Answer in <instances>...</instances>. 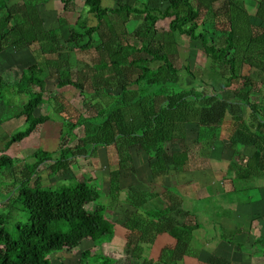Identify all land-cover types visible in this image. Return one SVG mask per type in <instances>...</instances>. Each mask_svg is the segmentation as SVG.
Here are the masks:
<instances>
[{"label":"trees","instance_id":"16d2710c","mask_svg":"<svg viewBox=\"0 0 264 264\" xmlns=\"http://www.w3.org/2000/svg\"><path fill=\"white\" fill-rule=\"evenodd\" d=\"M10 1L0 0V53L34 46L37 66L25 70L13 85L0 78V99L4 88L30 96L16 115L27 127L9 137L7 149L48 121L60 122L62 130L59 150L36 153L31 164L20 166L4 150L0 153V169L21 174L19 196L28 213V222L17 226L16 238L0 219V264H53V253L71 252L89 240L93 247L82 252L81 263L98 250L99 263L117 264L103 248L115 233L111 216L122 200V176L134 168L132 150L149 156L154 176L187 172L189 150H174L173 145L186 140L188 125L199 127L197 140L206 153L227 135L230 150L241 156L230 163L222 184L231 183L238 191L245 188L237 182H252L250 189H259L257 182L264 180V80L255 75H264V27L254 25L246 0H113V7L102 0H83L65 41L68 52L88 57L78 59L77 66L60 57L64 19L57 29L48 30L39 14V5L51 0ZM58 1L64 11L79 10L77 0ZM256 2L255 16L264 22V0ZM164 20H170L168 29L158 26ZM131 21H138L132 33ZM182 38L204 53L208 67L195 74L181 62ZM68 88L79 92L75 99L64 95ZM45 104L54 118L36 115ZM242 106L248 109L246 116ZM111 146L118 168L110 172L108 202L101 201L103 193L91 178L59 189L44 187L39 176L43 165L50 176L56 175L68 171L72 160L97 157L101 147ZM179 197L169 191L127 192L124 202L135 209L123 225L130 232L127 260L186 264L191 258L199 264H228L218 257L202 262L192 244L202 224L197 213L181 207ZM156 199L163 207L154 205ZM221 231L227 243L237 234L223 226ZM162 235L173 243H166L155 259L153 249ZM255 244L263 245L264 238Z\"/></svg>","mask_w":264,"mask_h":264},{"label":"crops","instance_id":"0c3cea01","mask_svg":"<svg viewBox=\"0 0 264 264\" xmlns=\"http://www.w3.org/2000/svg\"><path fill=\"white\" fill-rule=\"evenodd\" d=\"M79 1L80 0H77V3ZM56 2L59 3L58 0H55V3ZM55 3L49 5H39V14L44 19V25L48 30L57 29L59 27V19H64L65 27H63L62 30L63 32H65L66 28L71 29V27L76 23L77 18L80 15L79 11H81L83 8V4L82 7L79 8V10L71 12L64 11L61 7L56 8ZM104 4L106 5V7H113L114 2L113 0H107V2H104L103 5ZM132 22L133 21L128 24V30L131 33L137 28L135 27L133 31L132 28L130 29V25L132 24ZM33 49L34 46L32 48L25 47L21 50H16L11 47L0 53V78L8 83V78L10 76L19 75L17 79L13 80V83L8 84L12 85L19 82L25 70L37 66V61L35 59ZM41 59L43 60L44 58L42 57ZM20 111L21 108H18L16 112L9 111V116L3 118V122L5 121L6 123L7 121L13 120L15 118L17 120L23 119L25 121V119L22 117H16V115H18ZM36 115L38 116L37 113ZM189 126L194 125H188L187 131ZM43 127H46V135L35 133L37 130L41 132ZM45 129L43 128V131ZM37 130L30 137L26 138L20 143H17V148L11 146L9 148V151H6V154L11 158L18 160V162L25 160L21 153H23L25 149L31 148L33 146V143H36L35 141L32 143V141L35 139H39V137L45 138V141L48 145V150L52 149V151L49 153H56L60 148L62 124L58 121H48L40 125ZM187 138L188 133L186 139ZM8 140L9 139H7V141ZM1 151L3 150H0V153ZM206 152L203 150L202 156L207 159L212 158L211 160L213 162V168L193 169L191 167L190 157L191 168L189 171L179 174L171 173L170 175L154 176L149 169V156L142 150H139L137 148L133 149L132 155L134 160V168L133 170L126 171L122 176L121 185L123 192L121 193V198L123 196L124 197L122 198L121 202H119L114 217L112 218L115 224V233L108 245H111L116 252H127L125 250V246L127 244L130 232L125 229L123 225L126 222V217L133 211H135V209L124 202L127 197L128 191L147 190L157 195H163L167 193V191H169L170 193L177 192L180 195L179 198L182 202L181 207L192 214L197 213L198 216H204V211L207 212L206 209L209 208H206V206H204L205 208H203V206H200V208L196 210V207H192L193 201L205 202V200L211 198L212 196L218 198L224 197L226 201H230L231 214H224L228 216H223V218L220 220V228L223 226L226 232H236L237 234H235L231 243H227L226 240H223L221 238V235L219 233H216V228L213 229V232H215V234L219 236V241L222 242L217 246L215 243L216 241H210V239H213L212 235L207 237V231H204L205 229H200L199 231H197L195 234V240L192 244L195 245L196 248L200 249V259L203 262L209 260L211 257H218L225 260L228 264H264V244H255L257 238H264V180L259 181V183L257 182V186L259 187V189H257L259 193L258 196L251 197L250 195H248V193L250 192L247 191L246 194H243L245 196L234 200V197L239 192L244 191L245 189H238V191H236L235 189H233L231 183L226 182V184H222V182L224 181L222 180L223 175H226L232 160H220L217 156H211L212 153L209 154V152H212V149H210L208 153ZM138 155L140 158L136 157ZM57 158H59V156ZM45 166H47V164ZM117 168L118 156L116 149L113 146L101 147L98 151L97 157H80L74 159L72 160V164L68 169L69 172H61L54 178H57L58 180H64L65 178L63 177H67L66 173L71 172L72 176L68 177L74 178L73 180L76 179L77 181H82L85 178H91L97 185L98 189L99 186L101 187V185H103L101 188H105L104 193L106 194V196H108L110 188V172ZM48 176L50 175L48 174ZM80 178H82V180H80ZM219 184L221 187H224V189H211L213 186L215 187ZM143 186H145L146 188H144ZM153 203L157 207H163L162 202L159 201V199L154 200ZM117 227L121 228L119 233L116 232ZM117 234L119 237H117ZM167 236L168 235H162L158 237L155 248L160 247V250L155 251L154 255H159L161 249L167 242L173 243V240L170 237V239H168ZM208 239L209 244L210 246H212V248L206 246L208 245ZM159 242H164L163 246ZM239 246L244 247V249L241 250ZM207 248H209L210 251H206ZM135 262L136 263L133 264H147L144 261L135 260ZM195 262V260L187 258L186 264H194ZM196 264H199V262H196Z\"/></svg>","mask_w":264,"mask_h":264},{"label":"rangeland","instance_id":"374dc122","mask_svg":"<svg viewBox=\"0 0 264 264\" xmlns=\"http://www.w3.org/2000/svg\"><path fill=\"white\" fill-rule=\"evenodd\" d=\"M147 1V0H142ZM24 0H11L9 2V5H14V4H21L23 3ZM59 2V1H58ZM107 2V0H103V3ZM55 3V0H51L49 1L47 4H53ZM246 3L248 5V9L250 11V13L253 16V23L256 27H264V22H262L261 20H259L256 16H255V11L256 8L258 7V3L256 2V0H246ZM83 1L80 0L77 4L78 9L82 7ZM104 6H106L104 4ZM55 7L59 8L61 7L59 3H55ZM20 20L24 21V18L21 19L19 17ZM18 20V19H17ZM17 20H14V22H17ZM169 21L170 20H164V21H160L158 23V26L160 28L163 29H168L169 27ZM138 21H133L132 24L130 25V29L132 28V31L134 30L135 27H138ZM68 28H66L64 36V39H61V44H62V48H61V56L62 57V62H65V60H69L70 63H72L73 65L75 64V66L77 65V62L79 60H81L82 58L84 59H88V57L86 56H82V54L79 53H70L67 50V46H66V36L68 35ZM195 44L191 43L187 38H182L180 41V55H181V62L185 65H188L190 67L191 70L194 71V73H198L200 71H202L203 68L208 67L209 63L207 62V58L204 55V53L197 48L196 46H194ZM79 59V60H78ZM61 61V59H60ZM81 67V66H80ZM36 68V67H34ZM21 71V70H20ZM67 69H63L61 71V75L63 74L64 76L67 75ZM19 77V75H13L10 76L8 78V83H13L14 79H17ZM255 77L257 79H261L264 80V75L261 76L263 78L257 77V75H255ZM13 85V84H12ZM54 82H50L48 84L49 89L54 90ZM38 90V89H36ZM53 93V92H52ZM78 91L73 89V88H68L66 90H64V95L70 99H75L78 95ZM47 97H50L47 94ZM30 99V96L25 94V95H20L17 94L13 91H11V88H4L3 89V96L0 99V150H4L9 151V148L7 149V139H9V137L15 135L18 132H21L23 130L26 129L27 124L23 119H19L17 120L16 118L10 121H7L5 123V121L3 122V118H6L7 116H9L8 112H16L18 110V108H21L23 105H25ZM79 99V98H78ZM80 100V99H79ZM78 100V101H79ZM43 108V109H42ZM52 109H49V105H44V107H41L36 113L39 114H49V115H53L54 118V114L52 113ZM241 114H244L245 116L248 114V109L245 106H242L241 108ZM56 116V115H55ZM10 119V117H9ZM4 120H8V119H4ZM53 121V120H51ZM230 120L228 119V121L225 123V126L229 127L230 125ZM44 129L46 127H43ZM43 128L41 130V132H39V130H37L35 133L36 134H45L46 135V129L43 131ZM198 131H199V127L196 125L194 126H189L188 128V138L184 141V142H176L173 145V149L174 150H182V149H187L189 150V154L191 157V167L193 169H207V168H213V162H212V158H205L202 156L203 154V148H202V143L198 142ZM224 139L218 140L216 142H214V144L212 145V152H209V154H211V156H217L220 160L223 159H227V160H232L235 161L240 160L241 156L240 155H236L235 152H232L228 146L229 141L227 140V135H223ZM37 137V136H36ZM223 138V137H222ZM34 139V138H33ZM47 139V138H46ZM36 143H33V142ZM33 146L31 148L25 149L22 154L23 158L25 160L20 161V166H25L27 164H31L35 161L34 159V155L40 151H48L51 152L52 149H47V143L45 141V138L39 137V139H35L32 141ZM200 143V144H199ZM17 144V143H16ZM13 144L11 146L17 148V145ZM10 146V147H11ZM50 146V145H49ZM51 148V147H50ZM240 152L243 151V147L240 146L239 147ZM137 158H140L139 155L136 156ZM15 160V159H14ZM16 161V160H15ZM214 161V160H213ZM17 162V161H16ZM48 169L46 168L45 165H43L39 171V176H41L42 178V183L44 185V187H51L53 189H59L61 187L64 186H70L72 184L77 183V180H73L74 178H69L72 176V172L71 173H66L67 177H63L65 178L64 180H58L56 177V175H52L51 177L48 176ZM69 172V171H68ZM69 176V177H68ZM140 176V174H139ZM174 179V178H173ZM80 180H82V178H80ZM261 181V180H259ZM258 181V183H259ZM20 182H21V174L20 172L13 173V171L8 168V167H3L0 169V219H3L4 221V228L6 229V231L8 232V234H10L12 237L16 238L17 237V226L18 224H25L26 222H28V213L25 209L24 204L22 203V201L20 200ZM35 184V178L32 181V186H34ZM237 187L239 188L241 185L244 186L245 190L239 192L235 197L234 200L241 198L242 196H245L243 194H246V192H250L248 193V195H250L251 197H256L258 196V190L257 189H250V187L254 188V184L251 182L248 185L246 183H236ZM103 185H101L102 187ZM99 186V189L101 190V188ZM144 188H146L145 186H143ZM105 188H103L101 191L103 193L102 196V200L103 202H108L107 199H105L106 197L108 198V196H106V194L104 193ZM211 189H221L220 184L216 185L215 187L213 186ZM124 197V196H123ZM122 197V198H123ZM200 206H203V208H205L204 206H206V208L208 207L209 209H206L207 212L204 211V216L199 215V219L200 222L202 224V230L207 231V237H209L210 235H212L213 239H210L211 242L216 241V245L218 246V244H221L222 242L219 241V236L217 234H215V232H213V229L216 228V233H219L220 235L222 234L219 222L220 220L223 218V216H228V215H224L225 213L227 214H231V208H230V201H226V199L223 198H218L215 196H212L211 198H208L207 200H205V202H199V201H193L192 207H196L198 210V208H200ZM199 212V211H197ZM114 217V215L111 216V219ZM220 228V229H219ZM120 227H117V231L119 233L120 231ZM206 236V234H205ZM117 237L118 234H117ZM121 238V237H120ZM168 239L169 236H167ZM199 239V238H198ZM215 239V240H214ZM167 242V241H166ZM210 242V243H211ZM161 243V245L163 246L164 242H159ZM168 244V242H167ZM209 246V248H212V246H210L209 244V239L207 242ZM197 245V244H196ZM215 245V244H214ZM93 247V243L91 242V240L86 241L81 247L71 251V252H67V251H62V252H55L51 255L52 258V262L53 264H101L99 263L98 260V255H99V251L98 250H94L92 252V256L88 257V259L83 260V262L81 263V254L82 252H84L85 250L92 248ZM193 248H195L194 250H200L199 248H196L195 245H193ZM207 248L206 251H210V249ZM160 250V247L158 248H154L153 249V254L155 251ZM104 254L107 256H110L111 258H116L118 260L117 264H133L136 263L135 260H130L128 261L126 256H127V252H116L115 249L112 248L111 245H105L103 248ZM81 252V253H80ZM219 254V253H218ZM157 255H154L155 259H157L156 257ZM128 257V256H127Z\"/></svg>","mask_w":264,"mask_h":264}]
</instances>
